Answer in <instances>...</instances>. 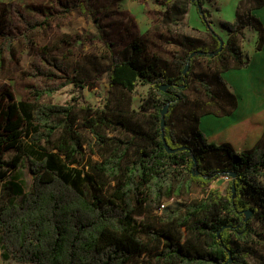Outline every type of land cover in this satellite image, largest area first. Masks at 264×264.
<instances>
[{"label":"trees","instance_id":"obj_1","mask_svg":"<svg viewBox=\"0 0 264 264\" xmlns=\"http://www.w3.org/2000/svg\"><path fill=\"white\" fill-rule=\"evenodd\" d=\"M205 2L166 0L171 6L163 23L179 24L188 12L186 4H192L211 38L210 45H200L193 37H179L173 43L181 54L172 68L151 56L144 43L134 41L122 57L108 45V65L103 71L92 70L104 73L110 87L128 92L139 83L150 87L139 124L131 125L121 115L94 112L76 99L62 105L40 103L67 85L85 89L91 80L88 71L77 66L70 70L46 49L38 54L43 67L33 70L50 84L27 88L30 103L15 101L11 94L0 97L2 262L131 264L142 254L156 252L159 264H248L250 257L263 264L264 255H257L252 241L264 242V133L252 148L237 152L230 144L207 142L198 126L205 115L227 116L235 110L236 97L222 75L248 66L249 57L240 44L245 29L257 33L255 49H261L264 29L252 11L264 0H241L233 21H220L227 40L211 29L212 15ZM14 15L24 32L13 37L0 30V63L5 53L12 56L16 39L29 45V34L48 21ZM199 58L217 65L218 91L213 92L204 78H193L205 101L192 102L195 126L188 134H177L171 118L188 88L191 63ZM160 86H167L166 92L159 91ZM167 104L165 140L171 149L184 148L171 154L160 135V112ZM82 131L89 132L100 150L97 159L90 145L92 153L86 155ZM9 151L14 155L6 159ZM19 168L31 176L26 192L18 183H4L8 173ZM225 176L230 177L225 192L210 189ZM193 195L202 199L190 200ZM169 201L172 205L165 206ZM143 210L153 215L154 223H143ZM248 210L253 214L245 221ZM253 221L263 226L261 233L253 229Z\"/></svg>","mask_w":264,"mask_h":264},{"label":"rangeland","instance_id":"obj_2","mask_svg":"<svg viewBox=\"0 0 264 264\" xmlns=\"http://www.w3.org/2000/svg\"><path fill=\"white\" fill-rule=\"evenodd\" d=\"M208 0L206 7L211 10V29L221 39L227 40L228 32L220 25V20L232 21L235 3L238 0ZM166 0H0V30L3 34L17 37L24 32L15 12L32 19H47L45 27L29 34V45L16 39L11 50L3 55L0 63V97L11 94L15 101L30 103L31 98L27 88H41L48 86L49 81L37 78L35 67H43L38 54L46 49L48 55L66 63L69 69L77 66L89 72L91 80L89 87L77 90L72 85H67L51 97H43L40 103L62 105L79 100L81 105L89 107L94 112L104 111L107 114L121 115L132 125L139 124L143 119L139 116L145 101L149 98L150 87L139 83L134 92H128L120 87H110L106 75L101 72L93 73L92 70L103 71L109 63L108 45L115 51L126 52L131 42L144 43L147 52L154 58L164 62L168 67H173V60L181 52L175 47L174 41L181 36L197 39L200 45H210L211 38L206 32V26L200 18L197 8L186 4L187 14L179 24L163 23L162 17L170 11L171 5H165ZM256 33L249 29L244 30V38L240 41L242 51L248 57L255 48ZM2 39L0 37V45ZM192 70L187 78L188 88L182 92L183 101L176 105L172 115V123L177 134H188L195 126L191 119L193 101H205L201 86L194 82V77L204 78L209 83L213 92L218 89L214 85L215 77L219 73L217 65L208 59L199 58L191 63ZM240 71V70H234ZM226 72L222 78L228 88ZM235 86H241V79L236 78ZM62 82V81H61ZM199 129V128H198ZM200 130V129H199ZM201 131V130H200ZM86 141V155L91 151L97 159L100 150L94 146V141L89 132L82 131ZM115 135V134H114ZM122 137V132H121ZM13 151L6 153L5 158L10 159ZM14 182L21 185L26 192L31 184V176L25 168L8 173L4 183ZM227 182L220 178L211 184L210 189L220 188L225 192ZM201 195H193L190 200H200ZM18 200V198L16 199ZM169 201L165 206H171ZM158 213L157 215H159ZM143 223H154L153 215L143 210L141 213ZM252 227L261 233L263 226L253 221ZM182 233V232H180ZM259 240V239H258ZM257 255H264V242L253 240ZM151 254H142L136 257L131 264H159ZM0 264H17L13 261ZM248 264H260L258 259L248 258ZM264 264V262H263Z\"/></svg>","mask_w":264,"mask_h":264},{"label":"crops","instance_id":"obj_3","mask_svg":"<svg viewBox=\"0 0 264 264\" xmlns=\"http://www.w3.org/2000/svg\"><path fill=\"white\" fill-rule=\"evenodd\" d=\"M240 1L234 4L233 17ZM252 15L259 19L264 29V4L254 9ZM255 35L257 37V33ZM256 43L257 38L255 46ZM233 72L227 75V81L229 79V90L236 97L235 110L227 116L205 115L200 118L198 128L207 142L227 143L240 152L252 148L264 133V43L260 50L254 48L245 69ZM238 77L241 86L237 89L235 82Z\"/></svg>","mask_w":264,"mask_h":264},{"label":"water","instance_id":"obj_4","mask_svg":"<svg viewBox=\"0 0 264 264\" xmlns=\"http://www.w3.org/2000/svg\"><path fill=\"white\" fill-rule=\"evenodd\" d=\"M221 45H222V43H220V46ZM198 54L200 55V54H203V53H198ZM194 55H195L194 53L191 54L190 55V58H192ZM188 66H189V64H187L185 66V68L183 70V74H185L187 72ZM166 89H167V86H160L159 87V91H161L163 93L166 92ZM167 112H168V104L165 105L164 108L160 112V130H161V134L160 135H161V140H162V143H163V146H164L165 151L167 153L171 154V153H174V152H176L178 150H182L184 148L171 149L170 146L167 144V142L165 140V137H164V127H165V116H166ZM232 190H234V188ZM252 214H253V211H251V210L245 211L244 212V215H245V219L244 220L246 221ZM227 253H228V256L230 258L231 257V254H230V252L228 250H227ZM230 262H232L231 259L228 261V263H230Z\"/></svg>","mask_w":264,"mask_h":264},{"label":"built area","instance_id":"obj_5","mask_svg":"<svg viewBox=\"0 0 264 264\" xmlns=\"http://www.w3.org/2000/svg\"><path fill=\"white\" fill-rule=\"evenodd\" d=\"M222 179H223L224 181H226L227 183L230 181V177H229V176H225V177H223ZM163 207H164V205L160 207L158 213L161 212V210L163 209Z\"/></svg>","mask_w":264,"mask_h":264},{"label":"flooded vegetation","instance_id":"obj_6","mask_svg":"<svg viewBox=\"0 0 264 264\" xmlns=\"http://www.w3.org/2000/svg\"><path fill=\"white\" fill-rule=\"evenodd\" d=\"M234 193V190H232V194Z\"/></svg>","mask_w":264,"mask_h":264}]
</instances>
